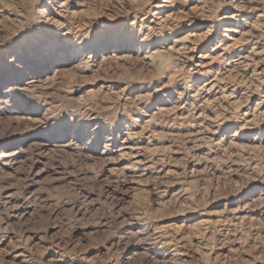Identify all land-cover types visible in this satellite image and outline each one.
Wrapping results in <instances>:
<instances>
[{"label":"rangeland","instance_id":"obj_1","mask_svg":"<svg viewBox=\"0 0 264 264\" xmlns=\"http://www.w3.org/2000/svg\"><path fill=\"white\" fill-rule=\"evenodd\" d=\"M263 1L0 0V264H264Z\"/></svg>","mask_w":264,"mask_h":264},{"label":"bare ground","instance_id":"obj_2","mask_svg":"<svg viewBox=\"0 0 264 264\" xmlns=\"http://www.w3.org/2000/svg\"><path fill=\"white\" fill-rule=\"evenodd\" d=\"M168 2V1H167ZM166 2V3H167ZM248 2V1H247ZM262 2V1H261ZM242 3V2H241ZM249 3L250 4H253L254 2L253 1H249ZM64 4V3H63ZM168 4V3H167ZM238 4H239V2H238ZM245 4V3H244ZM255 4V3H254ZM167 6V5H166ZM241 6H243V5H241ZM260 6V7H259ZM247 7H249V9H253V8H256V9H259L260 10V13H259V15L258 16H256V17H264V1H263V3H261V4H257L256 3V5H252V6H247ZM197 8V7H196ZM202 9V8H201ZM171 14H174V13H171ZM170 15V14H169ZM259 22V21H258ZM159 24V23H158ZM264 24V23H263ZM226 30H229V28H225ZM250 36V35H249ZM236 40V39H235ZM240 42H241V40H240ZM236 44V43H235ZM245 58V57H244ZM31 83V82H30ZM211 87V86H210ZM129 133V132H128ZM172 135V134H171ZM136 147V146H135ZM140 148V147H139ZM133 149V148H132ZM146 163V162H145Z\"/></svg>","mask_w":264,"mask_h":264}]
</instances>
